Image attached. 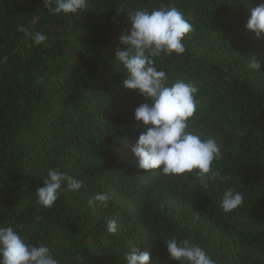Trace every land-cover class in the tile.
I'll return each mask as SVG.
<instances>
[{
  "label": "trees",
  "instance_id": "trees-1",
  "mask_svg": "<svg viewBox=\"0 0 264 264\" xmlns=\"http://www.w3.org/2000/svg\"><path fill=\"white\" fill-rule=\"evenodd\" d=\"M264 0H88L79 14L53 15L43 0H0V227L48 246L59 264H126L131 246L153 264H177L164 241L191 239L217 264H264V34L246 29ZM166 3L192 24L185 53L157 58L169 82L199 91L189 129L220 145L213 169L230 177L207 189L194 174L138 168L131 152L148 101L125 89L114 58L126 13ZM41 32L37 46L18 31ZM257 59L260 71L248 68ZM49 168L81 180L50 208L38 203ZM226 187L244 203L225 213ZM106 194L108 207L89 204ZM115 220V234L106 231Z\"/></svg>",
  "mask_w": 264,
  "mask_h": 264
},
{
  "label": "clouds",
  "instance_id": "clouds-1",
  "mask_svg": "<svg viewBox=\"0 0 264 264\" xmlns=\"http://www.w3.org/2000/svg\"><path fill=\"white\" fill-rule=\"evenodd\" d=\"M53 15L79 14L88 7V0H43ZM126 13L128 28L118 40L126 49L117 48L114 58L125 74L122 85L128 90H137L146 98L134 109V119L142 122L145 131L139 134L131 152L139 169L162 175L194 174L207 189L210 182L224 183L230 177L222 176L213 169V161L222 159L221 147L212 138H203L189 129V118L197 110L198 87L193 82L177 78L169 82L167 73L157 67V58L185 53L184 38L192 31V24L176 7L161 3L151 10L117 9ZM245 27L257 38L264 34V2L251 9ZM18 31L41 45L47 36L31 32L24 26ZM248 68L260 71L257 59L251 60ZM43 186L36 189L38 203L52 207L64 187L72 192L79 191L83 182L59 168H49ZM109 197L98 193L89 201L103 203L108 207ZM244 203L243 193L226 187L220 196V208L231 212ZM118 226L109 220L106 231L115 234ZM164 247L170 259L177 264H217L205 250L191 239L168 238ZM126 264H153L150 253L140 251L135 245L124 254ZM0 264H59L51 249L43 244H31L12 226L0 227Z\"/></svg>",
  "mask_w": 264,
  "mask_h": 264
}]
</instances>
